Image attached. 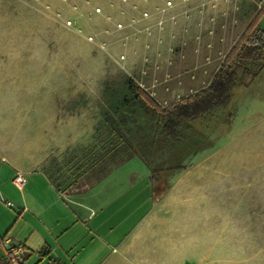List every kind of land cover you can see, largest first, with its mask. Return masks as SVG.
Returning <instances> with one entry per match:
<instances>
[{
	"label": "crops",
	"instance_id": "1",
	"mask_svg": "<svg viewBox=\"0 0 264 264\" xmlns=\"http://www.w3.org/2000/svg\"><path fill=\"white\" fill-rule=\"evenodd\" d=\"M56 52L64 49L55 50L44 30L14 24L0 31V264H11L5 238L23 249L13 264H186L197 248L183 246L178 257L166 246L181 243L178 218L191 217L192 202L218 209L214 196L227 248L237 231L240 264H264V119L254 125L249 159H235L239 147L214 146L210 176L202 167L208 154L199 153L166 177L159 196L151 184L156 165L119 153L129 145L113 136L103 143L77 114L60 113L70 99L63 83L70 61ZM121 166L126 172L114 178ZM18 173L21 187L12 183ZM231 200L237 208H227V219Z\"/></svg>",
	"mask_w": 264,
	"mask_h": 264
},
{
	"label": "rangeland",
	"instance_id": "2",
	"mask_svg": "<svg viewBox=\"0 0 264 264\" xmlns=\"http://www.w3.org/2000/svg\"><path fill=\"white\" fill-rule=\"evenodd\" d=\"M165 1L0 0V31L15 24L21 29L37 28L52 35L55 50L57 46L64 49V53L56 52L55 56L70 61L69 75L64 76L63 82L70 99L60 113H69L71 117L77 114L85 123L94 124L105 143L112 137L104 115L112 99L126 92L127 76L165 107L208 84L217 66L261 9L257 20L264 29V0H172L171 8L165 7ZM97 7L100 12H95ZM144 11L149 17H142ZM13 13L21 14L22 20H11ZM159 20L161 26L157 25ZM119 23L122 28L117 27ZM180 46L183 50L177 54ZM233 100V118H225L220 108L202 123L184 121L180 128L183 136L176 141L165 139L157 121L142 112L137 101L132 102L115 117L129 145H123L119 153L129 150V154H135L136 162L143 158L156 166H172L165 172L166 177L183 166L195 164L203 152L209 159L202 167L210 176L214 146L239 147L240 154L235 152V159H249L254 125L264 119V69L248 85L236 86ZM126 168L115 169L114 178L124 174ZM235 198L237 202L236 195ZM213 200L219 202L217 210L211 205L202 210L195 201L191 217L187 220L182 214L178 218L181 243L178 241L175 249L166 246V255L176 250L179 257L181 247L183 251V246L191 245L197 248L196 255L186 264H240L237 231L231 233L227 248V235L225 241L222 235L221 198L214 196ZM236 202L229 201L228 207L226 204V217L227 208H237Z\"/></svg>",
	"mask_w": 264,
	"mask_h": 264
},
{
	"label": "trees",
	"instance_id": "3",
	"mask_svg": "<svg viewBox=\"0 0 264 264\" xmlns=\"http://www.w3.org/2000/svg\"><path fill=\"white\" fill-rule=\"evenodd\" d=\"M260 11L254 15L228 51L208 84L187 97L161 107L130 76H127L126 92L120 98L112 99L109 110L104 115V122L111 126L109 136L115 135L113 137L118 142L122 139L121 142L128 143L117 126L115 117L135 101L140 104L142 112L157 121L163 137L173 141L183 136L180 128L184 121L202 123L212 118L220 108L223 109L220 113L225 118H233L234 88L248 85L264 69V29L259 27L257 20ZM121 121L123 122L122 119ZM170 169L172 166H155L151 169V184L159 196L169 186L165 172Z\"/></svg>",
	"mask_w": 264,
	"mask_h": 264
},
{
	"label": "built area",
	"instance_id": "4",
	"mask_svg": "<svg viewBox=\"0 0 264 264\" xmlns=\"http://www.w3.org/2000/svg\"><path fill=\"white\" fill-rule=\"evenodd\" d=\"M122 1H126V0H122ZM165 7L166 8L173 7L172 0H166L165 1ZM100 10L101 9L99 7L95 8V12H100ZM142 17L143 18L149 17L148 12H146V11L142 12ZM157 23H158L157 24L158 26H161L162 20H159ZM67 25H71V21H67ZM117 27L118 28H122L123 25L119 23V24H117ZM91 39L92 38L89 37V40H91ZM24 182H25L24 178L19 173L16 174L12 178V183L14 185H16L17 187H21L24 184ZM4 244L6 245V252H7L8 262L11 263V264L17 262V260L23 255V249L20 246H18V245H16V246L15 245H11L10 246V239L9 238H5L4 239Z\"/></svg>",
	"mask_w": 264,
	"mask_h": 264
}]
</instances>
